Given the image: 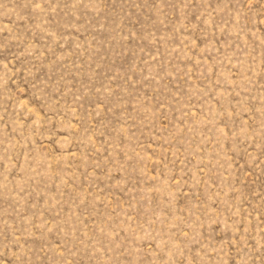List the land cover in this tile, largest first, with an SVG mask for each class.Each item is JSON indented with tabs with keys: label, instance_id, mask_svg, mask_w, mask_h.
<instances>
[{
	"label": "rangeland",
	"instance_id": "374dc122",
	"mask_svg": "<svg viewBox=\"0 0 264 264\" xmlns=\"http://www.w3.org/2000/svg\"><path fill=\"white\" fill-rule=\"evenodd\" d=\"M0 264H264V0H0Z\"/></svg>",
	"mask_w": 264,
	"mask_h": 264
}]
</instances>
